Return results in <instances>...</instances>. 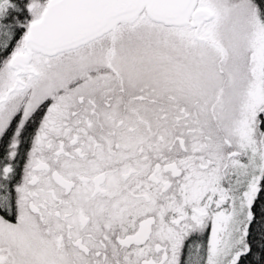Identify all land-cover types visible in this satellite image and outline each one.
Listing matches in <instances>:
<instances>
[{
  "label": "snow or ice",
  "instance_id": "snow-or-ice-1",
  "mask_svg": "<svg viewBox=\"0 0 264 264\" xmlns=\"http://www.w3.org/2000/svg\"><path fill=\"white\" fill-rule=\"evenodd\" d=\"M0 264H264V0H0Z\"/></svg>",
  "mask_w": 264,
  "mask_h": 264
}]
</instances>
